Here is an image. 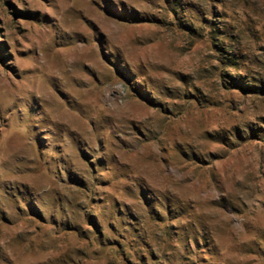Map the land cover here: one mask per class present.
Listing matches in <instances>:
<instances>
[{
    "label": "rangeland",
    "instance_id": "rangeland-1",
    "mask_svg": "<svg viewBox=\"0 0 264 264\" xmlns=\"http://www.w3.org/2000/svg\"><path fill=\"white\" fill-rule=\"evenodd\" d=\"M0 264H264V0H0Z\"/></svg>",
    "mask_w": 264,
    "mask_h": 264
}]
</instances>
